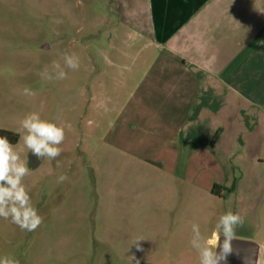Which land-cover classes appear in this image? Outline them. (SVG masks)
<instances>
[{"label":"rangeland","instance_id":"1","mask_svg":"<svg viewBox=\"0 0 264 264\" xmlns=\"http://www.w3.org/2000/svg\"><path fill=\"white\" fill-rule=\"evenodd\" d=\"M136 1L0 0V131L12 141L34 111L65 127L56 160L33 167L31 153L21 152L43 222L28 232L0 218V256L19 264H135L131 256L140 264H199L192 225L213 239L219 217L231 211L244 218L234 239L260 245L255 264H264V169L251 167L254 150L245 146L242 160L222 167L193 158L184 177L176 144L182 118L169 125L170 91L150 68L157 55L121 21ZM66 52L79 58L77 70L65 67ZM54 62L65 79L42 75L46 68L55 75ZM214 179L221 199L207 190ZM136 237L144 251L131 246Z\"/></svg>","mask_w":264,"mask_h":264},{"label":"crops","instance_id":"2","mask_svg":"<svg viewBox=\"0 0 264 264\" xmlns=\"http://www.w3.org/2000/svg\"><path fill=\"white\" fill-rule=\"evenodd\" d=\"M123 16L130 36L157 55L150 68L170 91L169 125L182 118L179 143L171 142L183 149L184 177L193 158L222 167L242 160L245 146L251 167L264 169V1L137 0ZM220 183L233 197L230 182ZM212 185L210 196L221 199ZM218 242L211 239L215 250Z\"/></svg>","mask_w":264,"mask_h":264},{"label":"clouds","instance_id":"3","mask_svg":"<svg viewBox=\"0 0 264 264\" xmlns=\"http://www.w3.org/2000/svg\"><path fill=\"white\" fill-rule=\"evenodd\" d=\"M64 65L67 69L77 70L79 58L73 53L63 54ZM55 75H51L46 68L42 73L47 79H65L67 73L60 64L53 63ZM24 95L34 96L35 93L28 88L23 90ZM19 137L17 145L22 142L23 147L17 151V146L6 137L0 136V218L10 220L21 230L35 231L43 222L32 203L29 190L24 179L29 175V166L21 158L23 149L40 160H56L62 153L60 145L65 140V127L52 120L42 119L39 112L27 114L20 122V129L16 133ZM67 179L66 175L57 178L58 183ZM244 218L239 213L228 211L219 217L216 230L211 237L216 241L223 237L218 250H214L211 239L202 235L197 224L192 225L191 246L198 252L199 264H227V258L232 254L231 241L235 238L236 228L242 226ZM143 237L132 240L131 246L137 251H144L141 241ZM132 262L140 264V261L131 256ZM0 264H19L15 258L0 256Z\"/></svg>","mask_w":264,"mask_h":264},{"label":"water","instance_id":"4","mask_svg":"<svg viewBox=\"0 0 264 264\" xmlns=\"http://www.w3.org/2000/svg\"><path fill=\"white\" fill-rule=\"evenodd\" d=\"M31 165L37 167L41 162L32 154L30 155ZM223 242V237L220 238L219 243ZM232 254L227 258V264H255L258 256L259 247L253 241L233 239L231 241ZM219 251V248L217 247Z\"/></svg>","mask_w":264,"mask_h":264},{"label":"trees","instance_id":"5","mask_svg":"<svg viewBox=\"0 0 264 264\" xmlns=\"http://www.w3.org/2000/svg\"><path fill=\"white\" fill-rule=\"evenodd\" d=\"M5 133H6V132H4V131H0V136H3ZM17 141H18V137H17V136H14V138L12 139L11 142H12L13 144H16Z\"/></svg>","mask_w":264,"mask_h":264}]
</instances>
